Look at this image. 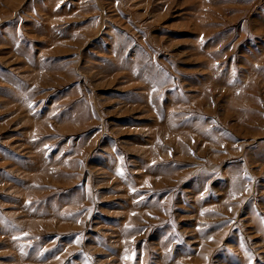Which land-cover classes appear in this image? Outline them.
I'll return each instance as SVG.
<instances>
[{
    "label": "rangeland",
    "instance_id": "rangeland-1",
    "mask_svg": "<svg viewBox=\"0 0 264 264\" xmlns=\"http://www.w3.org/2000/svg\"><path fill=\"white\" fill-rule=\"evenodd\" d=\"M0 264H264V0H0Z\"/></svg>",
    "mask_w": 264,
    "mask_h": 264
}]
</instances>
